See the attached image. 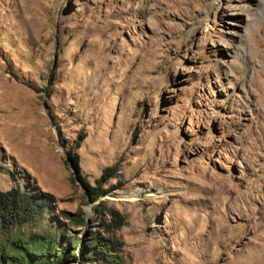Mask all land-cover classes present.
<instances>
[{"label": "rangeland", "instance_id": "obj_1", "mask_svg": "<svg viewBox=\"0 0 264 264\" xmlns=\"http://www.w3.org/2000/svg\"><path fill=\"white\" fill-rule=\"evenodd\" d=\"M13 187L54 206L24 236L126 215L115 257L73 240L58 264H264V0H0Z\"/></svg>", "mask_w": 264, "mask_h": 264}, {"label": "trees", "instance_id": "obj_2", "mask_svg": "<svg viewBox=\"0 0 264 264\" xmlns=\"http://www.w3.org/2000/svg\"><path fill=\"white\" fill-rule=\"evenodd\" d=\"M71 163L79 170V154L74 152L71 156ZM117 166L105 169L104 176L115 172ZM111 172V173H110ZM87 185V183H86ZM97 188L95 187L94 190ZM95 196H99L96 192ZM50 194L33 195L29 190L20 187H13L10 190H0V264H58L66 258L68 245L75 240L81 243V253L77 251L78 258L82 260L85 256L108 254L115 257V241L111 237H106V233L115 231L126 224V215L118 209H110L106 213L102 224V230L92 234L90 241L82 242L78 236L69 239V242L61 245L58 238L51 233L32 232L24 236L16 228V224L31 222L45 214L46 209L53 210ZM69 215L67 212H63ZM79 224H83L85 219L81 216L75 218ZM14 227V230L10 228ZM79 240V242H78ZM53 255V256H51ZM77 258V255H73ZM87 260V259H85Z\"/></svg>", "mask_w": 264, "mask_h": 264}]
</instances>
